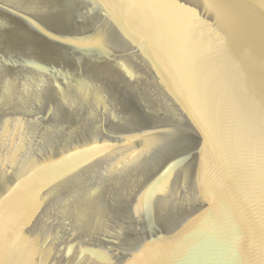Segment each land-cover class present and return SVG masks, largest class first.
Masks as SVG:
<instances>
[{
  "label": "water",
  "instance_id": "95a60500",
  "mask_svg": "<svg viewBox=\"0 0 264 264\" xmlns=\"http://www.w3.org/2000/svg\"><path fill=\"white\" fill-rule=\"evenodd\" d=\"M0 264H264V0H0Z\"/></svg>",
  "mask_w": 264,
  "mask_h": 264
}]
</instances>
